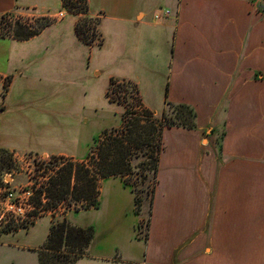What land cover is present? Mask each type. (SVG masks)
<instances>
[{
    "label": "crops",
    "instance_id": "0c3cea01",
    "mask_svg": "<svg viewBox=\"0 0 264 264\" xmlns=\"http://www.w3.org/2000/svg\"><path fill=\"white\" fill-rule=\"evenodd\" d=\"M87 3L99 46L77 34L82 16L26 41L0 37V77L8 82L0 81V149L84 161L103 131L122 125L123 110L107 97L113 79L135 85L153 113L167 101L193 107L197 129L163 134L147 240L125 218L134 215V194L109 178L98 209L45 216L44 244L54 222L66 219L95 230L89 255L76 264H264V1ZM61 9L63 0H0V17ZM161 9L172 16L157 22ZM113 180L131 192V204ZM41 219L29 232L2 236L0 264H38L44 244L20 246V234L29 236Z\"/></svg>",
    "mask_w": 264,
    "mask_h": 264
},
{
    "label": "trees",
    "instance_id": "16d2710c",
    "mask_svg": "<svg viewBox=\"0 0 264 264\" xmlns=\"http://www.w3.org/2000/svg\"><path fill=\"white\" fill-rule=\"evenodd\" d=\"M63 9H69V11L67 10L69 13L83 17L77 23V34L85 44L94 45L93 37H90L88 33V30L91 29L89 25L93 23L98 25L99 21L87 17L89 11L87 0H63ZM42 28H44L43 25L37 31H30L16 23L12 30V38L20 41L29 40L38 35ZM119 83L118 80H111L107 91V97L113 103L114 101L110 99V92L118 94V91L126 92L137 88L130 82ZM123 120V125H126L115 136L108 131H104L99 136L100 142L95 141L84 161L67 160L48 191L50 203H48L47 209L56 208L59 204L69 200L75 204L82 203L81 207L77 209L74 207L77 212L98 209L101 181L109 178H120L125 187L134 194V211L135 215L138 216V208L142 199L137 188L129 181L128 177L132 175L131 158L133 152L148 148L151 153L147 155L146 162L140 166L141 170L150 173L154 181L153 188L147 192L150 201L149 220L146 236L143 238L147 240L152 220L155 190L159 184V163L164 149L163 134L166 129L171 128L196 130L197 113L189 105L174 104L167 101L165 109L160 114L145 108L142 115L130 110L125 112ZM127 121L128 123H126ZM221 157V149L219 148V158ZM11 168L10 153L0 149V176ZM68 209L73 210L72 206ZM94 238L95 230L93 227H78L66 219L56 221L50 228L46 243L37 250L38 264H76L89 255V249Z\"/></svg>",
    "mask_w": 264,
    "mask_h": 264
},
{
    "label": "built area",
    "instance_id": "2783aa9c",
    "mask_svg": "<svg viewBox=\"0 0 264 264\" xmlns=\"http://www.w3.org/2000/svg\"><path fill=\"white\" fill-rule=\"evenodd\" d=\"M264 0H258L262 3ZM172 16L169 9H161L154 15L157 22ZM0 20V37L12 38V30L16 23L30 31H36L37 21L42 18L62 21L66 18L65 10L53 16H37L31 11H13L3 15ZM95 45V44H94ZM0 81L7 79L0 77ZM119 84H125L120 81ZM110 99L115 100L116 94L110 92ZM123 100L124 97H118ZM133 110L143 111L144 107L139 94L134 95ZM127 103V102H125ZM135 111V112H136ZM12 168L0 176V239L7 234L29 232L37 222L45 216L60 218L65 211V203L56 208L47 209L50 203L48 191L58 172L70 158L50 156L48 154L11 152Z\"/></svg>",
    "mask_w": 264,
    "mask_h": 264
},
{
    "label": "rangeland",
    "instance_id": "374dc122",
    "mask_svg": "<svg viewBox=\"0 0 264 264\" xmlns=\"http://www.w3.org/2000/svg\"><path fill=\"white\" fill-rule=\"evenodd\" d=\"M61 10H65L66 17L67 16H69V17L70 16H75V15H73V14L68 12L69 9H67L68 11L66 9H61ZM59 11L60 10H57L56 13H58ZM1 19L2 18H0V20ZM56 22H58V21H56V19H50V18L39 19L37 21L36 31L41 28V25L46 27V26L54 24ZM89 26H91V29L88 30L89 36L93 37V44L99 46L101 44V42H102V35H101L100 29H99V23H98V25H97V23H93V24H91ZM42 30H43V28H42ZM88 33H87V35H88ZM104 79H105V77H104ZM102 81H103V78L101 79L100 82L102 83ZM164 82H165V79L163 77L161 79V85ZM124 83H127V82H124ZM7 84H8V82L6 83V87H7ZM100 88H101V86H100ZM118 92L119 93L116 94V96L114 97L115 98L114 104L118 105V106L122 105L123 107L122 106L121 107L114 106V109H115V111H122L123 110V112L120 114V117L122 119V125L119 126V127H114V128H110V129L105 130V131H108L113 136H115L117 134V132L122 130L123 127L126 125V124L123 125L124 124L123 118L125 116V112L130 111V110L132 112L136 111V110H133V108L137 105V103H135V106H134L133 99H134V95L135 94H139V91H138L137 88L136 89H130L129 91H126V92H122V91H118ZM101 95H102V93L99 96H101ZM65 97H67V96H65ZM118 97H124V99H125L124 104H122L123 100L122 99L119 100ZM125 102H127V103H125ZM155 102H157V100ZM142 112H143L142 110L138 111V113L140 115H142ZM136 113H137V111H136ZM126 123H128V121ZM220 139H221V137H220ZM220 139L218 141V147L220 146V142H221ZM100 140H101V138L99 137L96 142H100ZM150 151L151 150H149L148 148L147 149L145 148L143 150H135L133 152V155H132V158H131L132 175H130L128 177L129 181L132 182V184L137 188L138 192L140 193L139 196H141L142 203H141V205L138 208V210H139V215L138 216L135 215V211H134V215L128 214L127 216H125V218L129 219L132 224H136L137 223V225H138L137 235H138V237L140 235L141 238H144L146 236V232H147V223H148V220H149V208H150V201H149L147 192L151 191V188H153L154 181L151 178L150 173L149 172H144L143 170H141L140 166H142L143 163L146 162V160H147L146 157H147V155H149L151 153ZM15 152H20V151H15ZM113 181L114 182H110V183H115L117 185V187H120L122 189V191L124 193V196H123L124 203L125 204L126 203L127 204H131V201H132L131 192L128 189L124 188V186H122L120 184L119 180H113ZM158 181L160 182L159 178H158ZM110 186H111V184H105L104 185L103 200H102L104 206L107 203L108 192H109ZM70 206H72V209H73V210H70V211H75V209H77L78 207L82 206V203L75 204L73 201L69 200L68 202L65 203V207H66V209H68V208H70ZM74 207H75V209H74ZM134 210H135V206H134ZM68 211H69V209H68ZM75 212H77V211H75ZM78 212H80V211H78ZM89 217H92V218L96 217V214H92L91 216H89V215L86 216L87 219ZM97 217H100V216H97ZM60 221H62V220H60ZM49 226H50V219L48 217H45V218L41 219V221L38 224L37 229L35 231H33L32 233H30L29 236H25L26 233H21L20 234V237H23V238L27 239V240L24 239L22 241V244H20V246H23V245L24 246H33V247L42 246L44 244L45 240H46V236H47V232H48ZM140 226H141V228H140ZM28 257H30L29 258V260H30V259H32V257H34V255L29 253ZM32 264H37L36 260H35V263L32 261Z\"/></svg>",
    "mask_w": 264,
    "mask_h": 264
}]
</instances>
